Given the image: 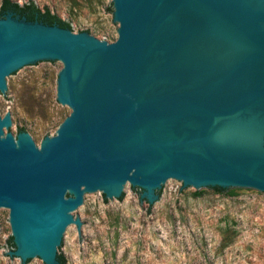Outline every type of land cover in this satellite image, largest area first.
I'll return each instance as SVG.
<instances>
[{
	"label": "water",
	"instance_id": "1",
	"mask_svg": "<svg viewBox=\"0 0 264 264\" xmlns=\"http://www.w3.org/2000/svg\"><path fill=\"white\" fill-rule=\"evenodd\" d=\"M116 37L48 24L35 3L0 16V95L29 67L61 65L69 109L38 144L0 109V211L22 264H61L87 198L150 215L168 185L264 195V0H111ZM3 234L0 228V236Z\"/></svg>",
	"mask_w": 264,
	"mask_h": 264
},
{
	"label": "rangeland",
	"instance_id": "2",
	"mask_svg": "<svg viewBox=\"0 0 264 264\" xmlns=\"http://www.w3.org/2000/svg\"><path fill=\"white\" fill-rule=\"evenodd\" d=\"M31 1L69 22L73 32L87 31L107 42L116 37L111 0ZM60 68L29 67L6 85L0 109L15 118V134L24 130L38 144L69 113L55 99ZM163 196L154 217L131 186L122 204L87 198V207L75 216L87 226L89 243L84 247L80 231H68V248L60 252L65 264H264L263 194L185 193L181 185H168ZM0 228V264H22L6 253L13 246L3 211Z\"/></svg>",
	"mask_w": 264,
	"mask_h": 264
},
{
	"label": "trees",
	"instance_id": "3",
	"mask_svg": "<svg viewBox=\"0 0 264 264\" xmlns=\"http://www.w3.org/2000/svg\"><path fill=\"white\" fill-rule=\"evenodd\" d=\"M16 5H18L20 12L22 16H24L26 19L29 16L30 12L32 11L35 3L31 0L18 4L16 2L10 1V0H1L0 3V16L4 14L6 11H12L15 13ZM40 9V8H39ZM43 16L45 17L48 24H56L58 26H65L70 27L69 22L64 21L60 19L57 15L50 13V11L47 8H44L43 10L40 9ZM20 130V129H19ZM221 192V191H217ZM8 242L13 246L11 242V238L9 237ZM60 263L65 264L63 256L60 254Z\"/></svg>",
	"mask_w": 264,
	"mask_h": 264
}]
</instances>
